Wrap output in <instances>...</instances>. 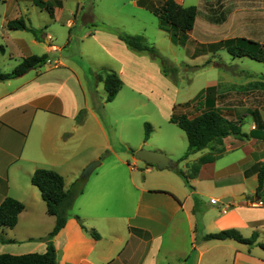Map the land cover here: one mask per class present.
Segmentation results:
<instances>
[{
    "label": "crops",
    "instance_id": "0c3cea01",
    "mask_svg": "<svg viewBox=\"0 0 264 264\" xmlns=\"http://www.w3.org/2000/svg\"><path fill=\"white\" fill-rule=\"evenodd\" d=\"M40 1L52 5V14L37 6L36 0H0V46L4 50L0 54L9 61L13 60L9 64L10 69L13 71L24 59L32 56L45 55L46 59L57 60L40 65L46 67L43 72H35V68L30 67L23 75L0 82V204L11 198L24 206L14 228H0V236L10 240L9 243L0 241V255L20 256L46 251V242L42 239L52 231L55 219L46 213L39 191L30 183L36 169L58 173L67 190L89 163L99 160L98 154L88 159L84 141L87 116L103 133L100 116L87 109L86 83L82 82L77 71L80 65L66 63L68 57H62L63 51L74 40L79 41L77 32L83 27L103 25L107 18H111L113 13L108 15L110 17L102 14L106 9L116 13L117 17L136 19L143 12L152 15L160 0H76L71 17L65 22L60 20L63 0ZM174 1L181 6L184 4V0ZM9 3L12 14L7 12ZM127 6L132 8L131 11L124 10ZM28 8L47 15L48 20L42 27L32 26ZM241 11V7H234L232 13ZM222 17L220 21L225 23ZM19 18L38 32L43 30L39 41L28 32L7 29L9 21ZM54 24L64 25L68 31L59 45L51 44L52 35H55L51 29ZM193 29L186 33L190 38ZM93 32L89 30L81 34L89 37ZM241 38L244 37H235L231 32L222 41ZM216 43L218 41L207 45ZM30 47L39 49V53L31 52ZM77 56L83 59L79 49ZM127 62L128 68L134 65V60L127 59ZM126 63L119 72L110 69L118 73L122 87L114 100L107 104L115 102L126 84L129 86L124 78V75L127 78ZM60 69L68 74L65 82L73 81L74 88H67L63 80H55L60 77L52 73ZM143 77L139 78V85L145 82ZM164 77L161 76V80ZM84 81L94 88L91 97L97 99L100 88L104 91L103 79L86 81L85 76ZM212 86L215 84L207 88ZM103 100L100 105H104ZM206 100V104L211 102V98ZM134 101V95L127 96L125 105H133ZM133 114L129 110L109 114L107 120L111 135L109 138L105 136L103 150L108 151L110 157L107 163L100 161L94 169L102 168V171L96 174L87 189L83 188L64 227L53 237L56 264H264V252L257 246L249 248L230 240H202L206 234L233 229L243 238H250L255 233L256 244L264 243V205L252 206L244 191L248 184L252 185L249 197L259 199L254 197V193L257 187L256 166L264 163V152L257 146L260 139L226 137L222 142L224 152L213 162L202 165L197 175L192 177L191 165L209 151L204 149L181 159L187 150V139L183 131L169 122L170 108L160 113L162 125L150 127L147 140H144V135L129 138L131 136L127 132L135 119ZM153 133L157 136H151ZM18 134L24 136L20 149L17 155L6 159L15 140L11 136ZM256 135L264 140L260 132ZM117 146L121 153L115 151ZM141 148L165 154L176 164V169L158 170L143 163L140 166L141 162L134 159L133 153ZM244 148L243 157L225 159L228 154ZM129 152H132L130 156ZM253 156L257 160L247 167ZM129 157L130 160L127 159ZM177 170L189 180L187 184ZM126 185L131 187L130 191H125ZM237 196H244V199L215 207L222 198ZM211 200H214V205ZM262 200L264 204V197ZM128 201L126 210L124 205ZM77 218L87 230H94L98 239L82 229Z\"/></svg>",
    "mask_w": 264,
    "mask_h": 264
},
{
    "label": "rangeland",
    "instance_id": "374dc122",
    "mask_svg": "<svg viewBox=\"0 0 264 264\" xmlns=\"http://www.w3.org/2000/svg\"><path fill=\"white\" fill-rule=\"evenodd\" d=\"M75 1L63 0V10L60 14L62 22L67 21L71 17ZM95 1L130 2V0ZM190 6L196 7L198 11L191 34L192 38L188 37L187 34L179 33L176 35V31L171 27L161 26L159 20L153 14L143 12L136 19H128L126 17H117L116 13L106 9L102 14L110 17L108 15L113 13L111 18H107L103 25H95V27L87 25L83 27L77 32L79 33V41L74 40L63 51L62 57H65V55L68 57L66 63L72 65V62H75L80 65L77 71L82 82L86 83L84 88L88 96L87 109L96 111L100 116L103 133H101L92 119L87 116L84 145L88 159L98 154L99 160L95 162L100 163V161H103L107 163L110 157L108 151L103 150L106 145V137L109 138V135H111L107 120L109 114L120 113L125 110L133 112L135 119L129 125L127 133L131 136L129 138H140L144 135V124H148L150 127L161 126L160 113L168 111L169 108L170 112L175 115L185 113L189 117L195 116L197 114L194 109L196 103L193 100L213 83L215 86H212L210 94H207V98L212 99V104L209 102L211 105L209 106L205 103L201 111L212 108L223 114L227 119L240 125L242 133L251 134L249 139L241 140H251V138L256 139L257 137L260 139L257 142V146L264 152V140L261 141V136L256 135L257 132L252 134L255 125L251 116L252 111L259 110L264 120V90L261 87L264 84V63L246 57L234 58L221 44L207 45L214 41L221 42L231 32L235 37L241 36L244 37L243 39L247 38V40L264 45V11L261 10L264 9V0H184L183 7ZM234 7H241L242 11L240 13H232ZM131 9V7L127 6L124 10L131 11ZM28 10L33 27H42L45 21L48 20L45 13L32 10V8H28ZM7 12L8 14L13 13V10L11 11V3H9ZM221 17L225 18V23L220 21ZM51 29L55 33V35H52L54 38L51 44L56 43L59 45L66 37L68 31L61 24H54ZM89 30L94 31L93 35L87 37L81 34V32L84 33ZM42 32L43 30L38 33V41L41 39ZM119 32L132 36H142L146 44L155 49V54L132 51L117 40L116 35ZM43 43L41 41V44ZM77 49L83 53L85 61L77 56ZM30 51L39 53L40 50L30 47ZM127 59L134 60V65L131 68L127 66ZM54 61L57 62L53 58H47L45 63H53ZM12 62L13 60L9 61L0 54V73H10L12 70L9 64ZM125 63L124 69L127 70H125L127 78L125 75L124 78L129 83V86L126 84L115 102L112 104L105 103L106 93L103 88L99 89L100 95L97 99L94 96L91 97L93 95L91 91L94 88L87 85V82L84 81L85 76L86 81L92 78H100L102 80L104 71L114 70L119 72V69ZM45 68V66L36 65L35 72H43ZM52 74L59 75L60 78H55L57 82H62V80L65 82L67 80L66 76L68 74L63 69L54 71ZM63 75H65L64 78L61 77ZM143 76H145V82H140L139 85V78L142 79L144 78ZM161 76H165V81L161 80ZM65 84L67 88H74L73 81L65 82ZM133 95L135 96L133 105L126 106L127 96ZM103 98L104 105H100ZM155 130H158V128H155ZM151 136L155 137L157 135L153 133ZM11 137L15 140L11 143V154L6 159H11L10 156L17 155L24 140V136L20 134L12 135ZM141 149L147 150L145 148ZM205 150L209 151V149ZM115 151L121 153L122 150H119L117 146ZM244 152L245 148L228 154L225 159L233 160L238 156L243 157ZM128 154L130 156L131 153L129 152ZM262 157L264 158V153ZM127 159L130 160V157ZM256 160L257 157L253 156V159L247 163V167ZM139 164H141L140 166L143 165L142 163ZM101 171L102 168L94 170L83 181L82 190L83 188L87 189L94 181L96 174H100ZM80 175L81 173L77 179H79ZM251 187L252 185L248 184L244 190L246 199L250 200L252 206L262 207L264 205L262 200L264 190L259 193L262 198L259 195L257 197L259 198L258 200H253V197H249V189ZM125 189V191H130L131 187L126 185ZM254 197H256L255 193ZM258 202L262 204L260 205ZM128 207L129 201L124 205L126 210ZM195 215L197 216V214Z\"/></svg>",
    "mask_w": 264,
    "mask_h": 264
},
{
    "label": "trees",
    "instance_id": "16d2710c",
    "mask_svg": "<svg viewBox=\"0 0 264 264\" xmlns=\"http://www.w3.org/2000/svg\"><path fill=\"white\" fill-rule=\"evenodd\" d=\"M35 3L40 8L45 9L49 14H52L53 8L50 3H45L40 0H36ZM152 14L157 17L161 26L171 27L176 31L177 35L179 33L186 34L193 29L197 16V9L194 6L183 7L174 0H160L156 8L152 10ZM6 27L10 31L28 32L32 34L35 39H39V32L29 27L23 18L9 21ZM117 38L135 52H147L151 55L155 54V49L147 45L142 36H132L119 32L117 33ZM216 44H221L234 58L246 57L264 63V45L259 43L241 38L225 40ZM3 51V48L0 46V53H3ZM45 61V55L26 58L12 72L0 73V82L19 77L23 75L24 71L28 68H35L36 65H42ZM103 76V86L106 93L105 103H110L114 100L122 87V82L119 76L113 71H104ZM261 87L264 90V84ZM210 91L211 88H207L204 92L199 93L193 100L196 103L194 109L197 114L195 116L189 117L185 113L178 115L172 114L169 119L170 123L176 125L184 132L187 139V150L181 158L182 160L196 152L209 149L207 155L201 156L196 163L191 165L190 174L192 177L197 175L202 165L213 162L224 152L222 147L223 139L229 136H234L238 139H249V135H251L242 133L240 125L227 119L223 114L212 108L201 111L205 106L204 100H209L207 94H210ZM207 105L211 106L210 104ZM251 116L255 125L252 134L260 132L264 137V121L259 110L252 111ZM150 131V126L144 124V140L148 139ZM177 173L187 184L188 180L186 176L179 170H177ZM256 173L257 187L255 196L258 197L260 195L259 193L264 190V163L257 164ZM30 183L39 191L41 199L46 207V213L55 219L52 231L42 239L46 242V251L43 254L31 253L20 256L1 254L0 264H56V252L52 244V239L64 227L70 209L76 198L82 192L83 180L77 179L70 188L66 190L64 188V180L58 173L51 170L36 169L30 178ZM262 196L264 197V194ZM262 196L260 195L259 197L262 198ZM23 210L24 206L20 202L11 198L4 199L0 204V228H14L17 223L18 215ZM77 220L79 221L78 218ZM79 224L92 238L98 239V235L94 230H87L80 221ZM202 240H230L249 248L257 246L264 252V243L256 244L257 234L255 233L252 234L250 238H243L237 231L230 229L214 234H206L202 237ZM0 241L2 243L10 242V240H4L1 236Z\"/></svg>",
    "mask_w": 264,
    "mask_h": 264
},
{
    "label": "water",
    "instance_id": "95a60500",
    "mask_svg": "<svg viewBox=\"0 0 264 264\" xmlns=\"http://www.w3.org/2000/svg\"><path fill=\"white\" fill-rule=\"evenodd\" d=\"M133 157L136 161L141 162L145 165L154 166L158 170L176 169V164L161 152L139 149L133 153ZM98 165H99L98 162H91L88 166H86L82 170L79 179L85 181ZM243 199L244 196H237L234 198L231 197L222 198L215 207L217 208L222 204H227L232 201H241Z\"/></svg>",
    "mask_w": 264,
    "mask_h": 264
},
{
    "label": "built area",
    "instance_id": "2783aa9c",
    "mask_svg": "<svg viewBox=\"0 0 264 264\" xmlns=\"http://www.w3.org/2000/svg\"><path fill=\"white\" fill-rule=\"evenodd\" d=\"M211 204H215V202H214V200H211V202H210ZM258 204H262L261 202H258Z\"/></svg>",
    "mask_w": 264,
    "mask_h": 264
}]
</instances>
